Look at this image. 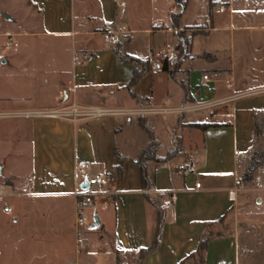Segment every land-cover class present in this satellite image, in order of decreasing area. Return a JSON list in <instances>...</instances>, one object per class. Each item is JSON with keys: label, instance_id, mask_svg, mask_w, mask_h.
<instances>
[{"label": "crops", "instance_id": "0c3cea01", "mask_svg": "<svg viewBox=\"0 0 264 264\" xmlns=\"http://www.w3.org/2000/svg\"><path fill=\"white\" fill-rule=\"evenodd\" d=\"M26 3L27 26L0 38H8V46H37L47 53L0 57V68L11 69L31 89L12 95L0 112L20 120L15 143L28 156L21 180L0 173V264H192L184 260L195 253L207 224L221 218L226 234L209 241L204 264H264V163L250 182L242 181L264 127V0H187L177 27L171 22L174 0ZM104 34L116 42H104ZM166 49L170 54L161 60ZM119 57L148 63L134 87H128L134 67ZM156 62L162 63L158 72ZM72 101L105 110L217 105L144 116L159 144L158 157L180 144L172 159L145 163L144 187L137 160L148 137L136 124L138 116L71 123L32 115ZM202 124L218 126L193 127ZM182 165L187 171L179 174ZM105 174L115 181L95 202L100 225L91 230L92 216L87 248L77 252L73 191L93 189L92 179ZM29 180L33 187L26 195Z\"/></svg>", "mask_w": 264, "mask_h": 264}, {"label": "built area", "instance_id": "2783aa9c", "mask_svg": "<svg viewBox=\"0 0 264 264\" xmlns=\"http://www.w3.org/2000/svg\"><path fill=\"white\" fill-rule=\"evenodd\" d=\"M103 40L106 43L116 42L115 37L111 34H104ZM170 50L166 49L161 52L158 57L161 60L168 58ZM82 59L86 61L92 60V56L83 54ZM155 71H160L162 69V63L156 62L153 65ZM203 82L208 81V76L204 75L202 77ZM69 92L71 94L75 93L74 88H70ZM151 99V98H150ZM217 104L207 103V104H192L184 105L177 108H151L143 107L138 109H125V110H105V109H94V108H85L74 101L70 104L62 106L60 108L36 112L32 115L40 116L45 118L60 119L75 123L81 119L89 118H98L103 116H120V117H132V116H146V115H183L189 113H195L202 110H208L215 107ZM212 117L215 118L216 115L212 114ZM187 171L185 166H180L178 169L179 174H183ZM115 179L109 174L98 176L94 179V188L90 186L87 189H75L73 191V197L75 198V220H74V230H75V247L77 252H81L87 248L88 238H87V229L91 221L92 213H95V202L100 200L103 196L107 195L105 189L111 186L114 183ZM33 187V181L29 180L23 185V189L26 191V195L31 194ZM195 188H199V184L195 185ZM237 190H232L228 193L230 200L235 199ZM4 212L11 214L12 209L9 207L4 208Z\"/></svg>", "mask_w": 264, "mask_h": 264}, {"label": "rangeland", "instance_id": "374dc122", "mask_svg": "<svg viewBox=\"0 0 264 264\" xmlns=\"http://www.w3.org/2000/svg\"><path fill=\"white\" fill-rule=\"evenodd\" d=\"M29 16L26 0H0V33L9 31V29H17L19 26H27L30 21ZM8 17L17 19L20 22L18 24L7 23L6 25L4 21ZM8 42V38H0L1 58L10 55L27 56L28 50H30L29 54H33V56L45 55L47 53L37 46H33L32 48L21 45L8 46ZM9 45H11V43ZM23 82L22 77H18L11 69L9 70L3 66L0 68V112L6 111V106L11 104L10 102L12 101H10L9 98L12 95H25V92L28 93L31 90L28 89ZM162 119L173 120V116H163ZM149 121L151 124H154L157 123L158 118L156 116H150ZM19 127L20 120L13 117L0 116V173L2 170H5L7 173L11 172L16 175L17 180H21L25 177L26 163L28 161L26 149L23 148V152L18 153L17 148L20 146V143H15L16 135L14 133L17 132ZM161 131L162 130L159 129L157 135L163 139L164 135ZM138 132L144 139L146 138L141 130ZM253 154H255L256 161L261 159L260 156H262V154L264 155V127L262 128L261 134L256 139V147ZM92 182L94 187V178ZM2 183L5 184V181Z\"/></svg>", "mask_w": 264, "mask_h": 264}, {"label": "trees", "instance_id": "16d2710c", "mask_svg": "<svg viewBox=\"0 0 264 264\" xmlns=\"http://www.w3.org/2000/svg\"><path fill=\"white\" fill-rule=\"evenodd\" d=\"M175 3V12L171 14V22L173 27H177L180 17L185 9L187 0H174ZM118 53V51H117ZM205 59H210V55L205 54L202 56ZM119 60L122 62H128L134 67L132 78L128 84V87H134L137 85V83L140 81L142 76L144 75L145 71L148 69V63L142 62L137 58L130 57L128 60H123L121 57H119ZM184 91L186 92V89L183 87ZM136 124L139 126V128L147 135L148 137V144L146 147L141 151L139 158L137 160V163L141 170V180L143 183V186H147V178H146V172H145V163L147 161H154L156 163L164 162L166 160L172 159L176 154L180 151V144L177 142L173 144V149L168 151L166 155L161 158L157 156V150L159 148V144L156 141L151 129L147 125L146 117L144 116H138L136 120ZM216 124H202V125H194V128L200 129L202 131L217 127ZM118 130V129H117ZM260 160H255V154H253L251 162L249 166L247 167L246 172L243 174L242 181L244 182H250L252 180V176L254 172L258 169L259 166H261L264 163V155L260 156ZM223 218L219 219L216 222H210L206 226V230L201 236L197 249L195 253L187 257L184 261H190L192 264H204V255L207 249V245L209 241L216 237H221L226 234V229L223 226ZM158 223L160 224V220H158ZM157 244V240H155L151 246H149L147 249L142 250L139 254V260L143 259Z\"/></svg>", "mask_w": 264, "mask_h": 264}, {"label": "water", "instance_id": "95a60500", "mask_svg": "<svg viewBox=\"0 0 264 264\" xmlns=\"http://www.w3.org/2000/svg\"><path fill=\"white\" fill-rule=\"evenodd\" d=\"M83 189H86V188H83ZM93 223H92V226H91V230H94V229H97L100 225V222H99V219L97 218L96 214L94 213L93 215Z\"/></svg>", "mask_w": 264, "mask_h": 264}]
</instances>
